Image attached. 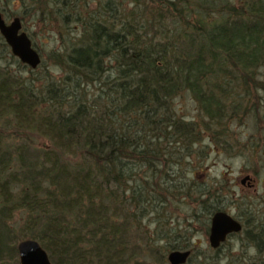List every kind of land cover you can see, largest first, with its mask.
Here are the masks:
<instances>
[{
  "label": "trees",
  "instance_id": "trees-1",
  "mask_svg": "<svg viewBox=\"0 0 264 264\" xmlns=\"http://www.w3.org/2000/svg\"><path fill=\"white\" fill-rule=\"evenodd\" d=\"M0 13L57 41L33 70L0 35V264H19L24 239L51 264H168L174 250L219 264L220 248L199 261L188 241L226 212V189L192 161L205 139L264 152L260 136L231 132L264 133V0H0ZM185 97L196 119L178 113ZM253 214L234 216L235 235L264 264Z\"/></svg>",
  "mask_w": 264,
  "mask_h": 264
},
{
  "label": "rangeland",
  "instance_id": "rangeland-1",
  "mask_svg": "<svg viewBox=\"0 0 264 264\" xmlns=\"http://www.w3.org/2000/svg\"><path fill=\"white\" fill-rule=\"evenodd\" d=\"M7 11L16 14L21 12V8L10 6ZM2 17L7 23L15 18ZM22 30L29 36L34 49L37 52L39 51V55L41 54V62L57 46V41L53 34L48 29L39 26L38 23L36 24L35 20L31 19L23 23ZM10 67L16 69L15 65ZM47 68L53 76L61 75L56 67L47 65ZM176 106L179 114L185 115L188 119H196L198 112L191 98L185 97L183 100H177ZM231 132L242 143L250 139V137L258 138L260 136L264 140V133L257 134L256 129L252 125L240 127L232 125ZM203 147H206L204 149L205 159L192 161V165L195 167V173H193L194 169L192 170L194 177L196 176L200 182L213 183L214 185L217 182H221L220 184L224 185L226 190L222 192L221 205L226 207L227 213L241 220L240 215L249 208L254 213L255 221L259 224H264V152L251 155L248 151L241 152L242 149H235L234 152L227 153L220 148H216L209 139L204 140ZM196 162L199 163V169L196 167ZM252 171L256 173L254 174ZM247 175L251 177L252 182L241 185V179ZM178 214L177 217H179L178 221L180 223V217L189 213L180 211ZM193 227L195 231L188 243L200 261L204 252L210 254L208 235L201 230L202 228L199 224H195ZM148 229H153V226ZM217 258L220 260L219 264H251L262 260V256L256 253V249L244 237L238 235L227 239L220 248Z\"/></svg>",
  "mask_w": 264,
  "mask_h": 264
},
{
  "label": "water",
  "instance_id": "water-1",
  "mask_svg": "<svg viewBox=\"0 0 264 264\" xmlns=\"http://www.w3.org/2000/svg\"><path fill=\"white\" fill-rule=\"evenodd\" d=\"M0 35L10 48L14 57L30 69H37L41 64L39 53L32 46L29 36L22 30V23L18 17L7 23L0 13ZM250 176L241 179V185L250 182ZM241 224L230 214L218 211L211 216L208 243L216 250L229 235L241 231ZM19 264H51L49 257L40 244L33 239H24L17 244ZM190 250H174L168 253V264H186L190 258Z\"/></svg>",
  "mask_w": 264,
  "mask_h": 264
},
{
  "label": "flooded vegetation",
  "instance_id": "flooded-vegetation-1",
  "mask_svg": "<svg viewBox=\"0 0 264 264\" xmlns=\"http://www.w3.org/2000/svg\"><path fill=\"white\" fill-rule=\"evenodd\" d=\"M250 178H251V177H250ZM251 182H252V181H251ZM246 183L248 184V182H246ZM246 183H245V184H246ZM223 212H224V211H223ZM226 213H227V212H226ZM228 214H230V213H228ZM230 215L235 219V217H234L232 214H230ZM235 220H236V219H235ZM236 221H237V220H236ZM209 226H210V225H209ZM208 234H209V232H208ZM233 235H235V234L229 235V236L227 237V239H228L229 237L233 236ZM226 241H227V240H226ZM226 241H225V242H226ZM225 242H224V243H225ZM224 243H223V244H224ZM223 244H221L219 248H221V246H223ZM219 248H217V249H219ZM217 249H216V250H217Z\"/></svg>",
  "mask_w": 264,
  "mask_h": 264
}]
</instances>
